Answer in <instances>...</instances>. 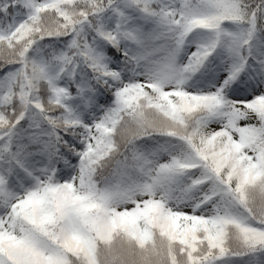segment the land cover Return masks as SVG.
<instances>
[{"label": "snow or ice", "instance_id": "obj_1", "mask_svg": "<svg viewBox=\"0 0 264 264\" xmlns=\"http://www.w3.org/2000/svg\"><path fill=\"white\" fill-rule=\"evenodd\" d=\"M0 264H264V0H0Z\"/></svg>", "mask_w": 264, "mask_h": 264}]
</instances>
